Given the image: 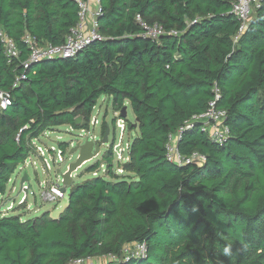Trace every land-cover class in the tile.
<instances>
[{
  "label": "trees",
  "instance_id": "trees-1",
  "mask_svg": "<svg viewBox=\"0 0 264 264\" xmlns=\"http://www.w3.org/2000/svg\"><path fill=\"white\" fill-rule=\"evenodd\" d=\"M233 2L99 0L100 40L75 57L24 68V38L60 45L78 22L77 3L0 0V30L18 50L9 62L0 41V90L11 94L0 110V196L35 140L61 126L87 128L100 97L118 112L128 103L136 120L127 123L125 174L113 171L107 152L105 174L73 184L57 219L0 216V264H264V0L241 35ZM137 16L164 34L145 37ZM216 91L225 141L195 125L177 150L205 160L169 162L170 136L206 111ZM134 244L145 245L144 256L124 252Z\"/></svg>",
  "mask_w": 264,
  "mask_h": 264
},
{
  "label": "built area",
  "instance_id": "built-area-1",
  "mask_svg": "<svg viewBox=\"0 0 264 264\" xmlns=\"http://www.w3.org/2000/svg\"><path fill=\"white\" fill-rule=\"evenodd\" d=\"M78 7V22L74 28L70 30V33L65 36L63 43L60 45H45L39 47L37 42L28 36L24 38L25 43L29 49V57L28 60L23 63V67L27 68L30 62H37L41 60H50L53 58H72L78 55L88 44L93 41L100 40L101 37L98 33V24L97 19L100 14L99 8V0H75ZM260 5V0H234L232 3L231 13L236 17L240 26L238 29V35H241L250 20L251 15L258 9ZM137 22L141 25L144 31V36L152 39H156L158 36L164 34V31L161 27L147 26L141 22L140 17H136ZM0 41L3 44L4 56L10 62L12 59L18 58V50L16 48L15 43L8 38L3 31L0 30ZM19 78L16 80L14 86L17 85ZM219 95L217 91L215 92L214 101L208 104V108L206 111L199 115L193 116L188 122L184 124V127L180 128L174 135H171L169 138V143L166 147V158L169 162L174 163L178 166L186 165L189 163H201L205 159L204 157L198 154H192L190 157H185L178 153L177 143L181 138L184 130L193 128L195 125L200 128V132L208 135V138L217 143L222 144L226 137L228 136V127L224 124V119L226 113L224 110L216 108V101L218 100ZM11 104V94L9 92H5L0 90V110L6 109ZM118 112V111H117ZM115 126L120 132V140L117 142H113L107 148V152H110L112 157L113 171L117 174H123V170L119 167L117 163H125L127 162L128 155V147L129 142H127L125 147H122V137L125 132L128 130L127 123L125 118L120 117V112L115 116ZM98 119L94 117L89 125L92 124L93 127L98 125ZM81 133L85 135L90 134V132L85 129H80ZM87 139H91V135H87ZM174 138V140H172ZM131 139V138H130ZM97 140V138L95 139ZM94 140V141H95ZM36 141V140H35ZM34 141V142H35ZM35 146V144H34ZM40 152H38L37 151ZM37 153V157L43 160L44 166L47 170H50V165L48 161L44 158V151L40 148L35 147L34 154ZM106 153H104L103 158ZM99 156V155H98ZM97 156V157H98ZM63 154L61 150L56 153L55 160L56 162H63ZM28 160V159H27ZM26 160V162H27ZM104 161V160H103ZM115 161V163L113 162ZM25 162V164H27ZM120 163V164H122ZM24 165V164H23ZM100 169H103V174L106 172V164L103 162L100 166ZM98 168V169H99ZM98 169L95 170L92 174V177L99 176ZM62 179L60 180V184H50L46 185L41 190V199L44 202L56 203L62 199H65L68 195V190L62 192L63 188ZM29 194V192H28ZM27 194V195H28ZM32 194V191L30 192ZM27 195L25 199H27ZM24 199V200H25ZM23 200V201H24ZM126 253H131V255L135 256H144L145 254V245L144 244H134L125 249ZM91 259L88 260H77L72 262L71 264H87Z\"/></svg>",
  "mask_w": 264,
  "mask_h": 264
},
{
  "label": "rangeland",
  "instance_id": "rangeland-1",
  "mask_svg": "<svg viewBox=\"0 0 264 264\" xmlns=\"http://www.w3.org/2000/svg\"><path fill=\"white\" fill-rule=\"evenodd\" d=\"M253 16L254 14L251 15L250 20ZM124 106L127 111L125 118L126 123L130 122L134 124L135 116L129 104L126 103ZM117 114L118 112L114 110L112 104V98L102 96L97 100L90 117V121L96 117L99 122L98 125L93 127L91 124L85 128L87 132H90V134L87 135H91V139L88 140L87 135L81 133L79 129H73L70 126H61L53 131L46 132L38 140H36L34 142L35 147L44 151V158L48 161L50 170L45 168L43 160L37 157V153L31 155L26 162L27 164L24 163V165H21L16 169L14 174L10 177L5 194L0 196V216H20L22 220H28L41 217L45 213H49L50 218L57 219L67 204V197L56 203L44 202L41 199L42 188L50 184H60V175L65 173L68 170V167L78 159V152L70 154L71 149H73L77 143L85 144L87 140L92 141L94 146L97 144L100 145V155L78 168L76 172L72 174V184L75 185L76 183H81L88 178H92L91 173L85 172L86 168L94 165L96 162L102 164L103 155L104 153L107 154L108 146H110L114 141L117 142L120 140V132L115 126V116ZM107 126L110 128L108 143L107 145H102L101 142L104 135L103 131L106 130ZM131 137V133L127 130L122 137V147L126 146ZM96 138L97 140H95ZM174 138L172 140H174ZM60 145L65 147V151L63 154V162L58 163L56 162L55 157L56 153L60 151ZM126 155H128V153ZM113 162L115 163V161ZM120 163L117 164L121 166ZM97 172L99 173V176H102L103 169L99 168ZM24 173H27L29 176L32 188V194H30L31 191H29L26 202L23 201L25 199V194L22 191L20 192V181ZM25 186L26 184L24 187ZM104 262L105 261L102 258H95L91 259V261L87 264H104Z\"/></svg>",
  "mask_w": 264,
  "mask_h": 264
},
{
  "label": "water",
  "instance_id": "water-1",
  "mask_svg": "<svg viewBox=\"0 0 264 264\" xmlns=\"http://www.w3.org/2000/svg\"><path fill=\"white\" fill-rule=\"evenodd\" d=\"M126 112H127L126 107L124 106L121 109L120 117L126 118L127 115ZM81 123H82V117L81 116L76 117V119L74 120V125L76 127H80ZM109 134H110V128L107 126L102 138V142H101L102 145L104 144L107 145ZM76 152H78V159L68 167V170L65 173L60 175L62 179V184L64 186L61 189V191L65 192L66 190H68L67 197H69L73 191L72 174L76 172L78 168L82 167L84 164L88 163L89 161L100 155V145L97 144L94 146L92 141L87 140L85 144L77 143L75 147L71 149L70 154H74ZM25 184L26 186L24 187ZM31 189L32 188L30 185L29 176L27 175V173H24L20 181V192L22 191L26 196L28 192L31 191Z\"/></svg>",
  "mask_w": 264,
  "mask_h": 264
},
{
  "label": "crops",
  "instance_id": "crops-1",
  "mask_svg": "<svg viewBox=\"0 0 264 264\" xmlns=\"http://www.w3.org/2000/svg\"><path fill=\"white\" fill-rule=\"evenodd\" d=\"M27 200V199H26ZM26 200H25V202H26ZM105 263V262H104Z\"/></svg>",
  "mask_w": 264,
  "mask_h": 264
},
{
  "label": "clouds",
  "instance_id": "clouds-1",
  "mask_svg": "<svg viewBox=\"0 0 264 264\" xmlns=\"http://www.w3.org/2000/svg\"><path fill=\"white\" fill-rule=\"evenodd\" d=\"M227 251V250H226Z\"/></svg>",
  "mask_w": 264,
  "mask_h": 264
}]
</instances>
